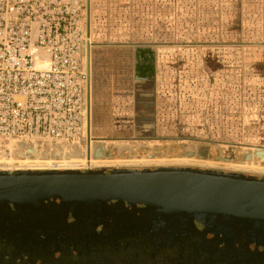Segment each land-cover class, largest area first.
Wrapping results in <instances>:
<instances>
[{"label":"rangeland","instance_id":"obj_1","mask_svg":"<svg viewBox=\"0 0 264 264\" xmlns=\"http://www.w3.org/2000/svg\"><path fill=\"white\" fill-rule=\"evenodd\" d=\"M90 3L92 131L95 147L105 150L99 160L89 159L88 168L70 169L181 167L264 177V160L254 156L258 149L264 152V99L259 97L264 89L256 84L262 75L258 67L264 66V0ZM138 48L165 50L158 58L162 63L149 98L146 131L138 130L139 87L131 67L125 66L122 82L113 81L118 88L113 92L127 95L126 100L120 94L110 99L116 109L98 96L96 85L98 54ZM217 50L236 51V88L230 53L217 55ZM250 76L255 80L251 90L243 87ZM59 159L49 153L27 159L8 154L0 157V170L68 169ZM73 159L84 157L75 153Z\"/></svg>","mask_w":264,"mask_h":264},{"label":"water","instance_id":"obj_2","mask_svg":"<svg viewBox=\"0 0 264 264\" xmlns=\"http://www.w3.org/2000/svg\"><path fill=\"white\" fill-rule=\"evenodd\" d=\"M37 261L264 264V177L181 167L0 170V264Z\"/></svg>","mask_w":264,"mask_h":264},{"label":"built area","instance_id":"obj_3","mask_svg":"<svg viewBox=\"0 0 264 264\" xmlns=\"http://www.w3.org/2000/svg\"><path fill=\"white\" fill-rule=\"evenodd\" d=\"M91 61L88 0H0V157L61 153L68 169L99 160Z\"/></svg>","mask_w":264,"mask_h":264},{"label":"crops","instance_id":"obj_4","mask_svg":"<svg viewBox=\"0 0 264 264\" xmlns=\"http://www.w3.org/2000/svg\"><path fill=\"white\" fill-rule=\"evenodd\" d=\"M158 1V0H157ZM166 0H159V3L164 2L165 3ZM250 4V3H249ZM228 52V54L230 53V57L231 59V65L229 64V68H231L229 70V72H232V81L231 83L233 84L234 88H236V84H235V77H234V72H235V60H234V54L236 53L235 50H217L216 54L217 55H222L221 53H225ZM165 50H161V49H150V48H138L136 50L133 51H129V50H123V51H116L113 52L111 51V53L108 52H101L99 55V57L101 58V70L99 73V77H97V86L99 85L100 91L98 92L97 90V94L99 97H104L107 98V101H109V104L116 109V105L113 104V101L111 103L110 99H112V97L115 96H119L122 95L121 97H123V100L125 97H127V95H123V93H114L113 91L115 90L112 89L113 87H116V85H113V81H116L115 83H117V81L121 82L123 81L121 78H125L126 75V68L127 67H131L134 75V79L137 83V86L139 87V89L137 90L136 93V99H137V103L139 102V106H141V108H139V114L140 117L138 118V130H142V131H146L149 128V123L151 121V110H150V103L153 104V102H150L151 100H149V98L151 97V93L153 91V85L156 81V74H157V65L161 66L162 62H159V57H162V55H164ZM93 53V52H92ZM221 58V56H220ZM127 62L130 64H127ZM259 70H261L262 75H260L258 77L259 80H257V88H261L264 89V66H259L258 67ZM253 77H249L247 80H245L243 82V87H245L246 89L251 90L252 86H253V82L255 80H252ZM240 83V82H239ZM98 88V87H97ZM118 90V88H117ZM260 99H264V93H260ZM264 104V103H263ZM114 105V106H113ZM147 105L149 106V108L147 107ZM147 108V109H146ZM149 116V117H148ZM141 124V125H140ZM97 130V127H96Z\"/></svg>","mask_w":264,"mask_h":264},{"label":"flooded vegetation","instance_id":"obj_5","mask_svg":"<svg viewBox=\"0 0 264 264\" xmlns=\"http://www.w3.org/2000/svg\"><path fill=\"white\" fill-rule=\"evenodd\" d=\"M131 71H132V69H131ZM98 153H99V156H103V152H98ZM33 264H41V262L37 261V262H34Z\"/></svg>","mask_w":264,"mask_h":264},{"label":"bare ground","instance_id":"obj_6","mask_svg":"<svg viewBox=\"0 0 264 264\" xmlns=\"http://www.w3.org/2000/svg\"><path fill=\"white\" fill-rule=\"evenodd\" d=\"M257 151H262V150H259V149H258ZM262 152H263V151H262ZM38 156H39V155H37V157H38Z\"/></svg>","mask_w":264,"mask_h":264}]
</instances>
